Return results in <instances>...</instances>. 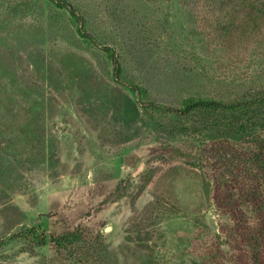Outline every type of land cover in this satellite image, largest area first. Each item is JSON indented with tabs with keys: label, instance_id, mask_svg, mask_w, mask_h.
I'll list each match as a JSON object with an SVG mask.
<instances>
[{
	"label": "rangeland",
	"instance_id": "rangeland-1",
	"mask_svg": "<svg viewBox=\"0 0 264 264\" xmlns=\"http://www.w3.org/2000/svg\"><path fill=\"white\" fill-rule=\"evenodd\" d=\"M69 1L115 46L125 80L68 13L0 0V264H61L50 237L79 227L104 253L89 264H264L234 231L208 152L256 150L235 127L264 140L261 109L202 123L142 107L264 91V28L224 34L208 0Z\"/></svg>",
	"mask_w": 264,
	"mask_h": 264
},
{
	"label": "trees",
	"instance_id": "trees-1",
	"mask_svg": "<svg viewBox=\"0 0 264 264\" xmlns=\"http://www.w3.org/2000/svg\"><path fill=\"white\" fill-rule=\"evenodd\" d=\"M9 2L10 0H5ZM56 9L69 14L72 22L76 26L77 34L86 44L99 49L113 66L114 77L117 82L124 83V67L115 46L103 44L99 37L88 31L86 18L69 0H47ZM118 5L119 0H113ZM214 6L216 14H224L221 25V32L232 34L236 30L243 36H251L254 32L264 28V0H208ZM235 5L236 13H242V20L239 15H230L229 11ZM241 20V21H240ZM225 21V22H224ZM240 23H242L240 25ZM141 96L147 92L141 87H133ZM142 98V97H141ZM140 98V101H141ZM152 107L153 109L165 113L174 114L188 119L190 122L199 121L207 123L222 114L233 115L243 111L261 109L264 114V91L251 95L250 98L241 99L234 102H221L210 98H190L181 107H169L154 103L144 104L142 107ZM203 127V124L202 126ZM182 131H189L188 126L181 127ZM236 132L256 150L249 153L238 150L234 145L225 142H218L211 145L208 152L215 156L216 162L222 160L223 167H212L214 173L215 191L218 197L224 196L225 205L234 221V231H238L240 239L246 243V249L251 252L252 257L261 254L264 248V140L255 136H250L248 127L240 125L235 127ZM196 131V129H194ZM254 148V147H251ZM163 155H158V160H166L168 151L166 148ZM170 150L173 147H169ZM218 164V163H217ZM193 166H200L199 161H194ZM224 169V171H222ZM118 193V192H117ZM243 206H248L253 214V223L248 222V217L242 211ZM35 225V224H34ZM34 227H32L33 229ZM30 229V230H32ZM238 237V236H237ZM47 239H40L37 244L44 246ZM50 243L54 245L59 255L61 264H89L96 262L104 263V253L100 251L98 242L87 237L86 233L79 227L73 231H66L62 234L50 237ZM245 246V245H244ZM250 258H248V261ZM95 262V263H96Z\"/></svg>",
	"mask_w": 264,
	"mask_h": 264
},
{
	"label": "water",
	"instance_id": "water-1",
	"mask_svg": "<svg viewBox=\"0 0 264 264\" xmlns=\"http://www.w3.org/2000/svg\"><path fill=\"white\" fill-rule=\"evenodd\" d=\"M142 168H143V165H141V166H140V168H139L138 172H140Z\"/></svg>",
	"mask_w": 264,
	"mask_h": 264
}]
</instances>
